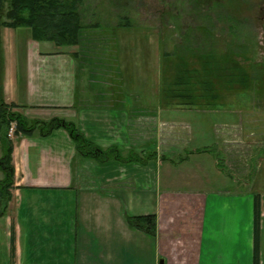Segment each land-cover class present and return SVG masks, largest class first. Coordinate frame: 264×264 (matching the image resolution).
Returning a JSON list of instances; mask_svg holds the SVG:
<instances>
[{"label":"crops","instance_id":"crops-1","mask_svg":"<svg viewBox=\"0 0 264 264\" xmlns=\"http://www.w3.org/2000/svg\"><path fill=\"white\" fill-rule=\"evenodd\" d=\"M6 29L9 33L13 30ZM13 33V46L5 57L4 97L7 103L20 106L18 110L30 120L49 121L56 117L75 120L72 122L87 139L102 148L117 146L123 157L132 150L145 152V148L134 146L133 123L152 117L158 124L156 113L150 112L147 106L152 101L156 110H164L166 104L160 102L158 88L152 90L149 86L134 85L127 73L123 75L127 54H120L121 72L116 81L104 82L98 89L93 82L82 88L79 77L83 72H78L77 65L78 57L79 69L84 70L81 56L75 51L56 53L52 48L45 50L48 46H43L48 42L34 41L29 31L18 35L19 44L24 42L25 47L28 46L25 67L18 72L14 47L16 36ZM111 62L114 64L113 59ZM225 122L212 128L208 135L215 138L213 146H223L230 157L227 162L237 167L235 165L241 162L239 152L248 144L244 142L245 135L233 130L237 124L230 120ZM155 128L157 132L158 125ZM229 133L233 139L231 144L236 145L231 148L225 145ZM253 133L262 134L260 123ZM156 136L158 145H164L160 131ZM12 138L15 184L8 212L1 217L4 218L6 239H10L5 248L9 257L1 264H23L24 252L28 251L33 239L26 237L24 251L25 233L20 221L24 216L28 219L27 224L35 219L38 214L31 204L42 200L41 194L55 199L48 200V203H54L56 207L61 205L60 212L42 214L44 223L54 225L60 217L61 227H64L61 244H51L50 247V250L59 251L54 256L61 262L50 264H160L161 261L164 264H214V261L221 264L219 261H223V255L230 253L233 261L223 264H253L251 233L248 252L240 257L236 252L241 243L239 236L247 230L252 232L257 192L221 189L205 193L202 189H193L184 193L194 197L187 203L181 199L180 192L163 186L157 175V168L168 159L164 150L160 155L156 149L158 159L145 165L117 160L101 164L94 159L79 157L74 142L64 129L49 137L35 134ZM194 151L198 154L205 152L204 149ZM210 161L219 170L220 164ZM243 170L242 166L245 175ZM208 172L212 171L208 169ZM26 208L28 214L24 215ZM146 215L157 216L156 238L133 229L126 220L127 216ZM188 216L195 221L192 229L183 233L177 225H182L180 222ZM211 232L218 234L213 244L208 239ZM33 234L31 231L30 237ZM147 249L150 250L148 254L142 255L141 252ZM33 256V253H27L25 260L29 261Z\"/></svg>","mask_w":264,"mask_h":264},{"label":"rangeland","instance_id":"rangeland-1","mask_svg":"<svg viewBox=\"0 0 264 264\" xmlns=\"http://www.w3.org/2000/svg\"><path fill=\"white\" fill-rule=\"evenodd\" d=\"M236 3L240 6L238 12L234 11L238 10ZM83 4L84 22L93 24L98 21L100 25L96 29H87L86 35L88 38L81 44V48H67L69 51L77 52L81 56L80 60L83 61L84 70L82 71V68L79 69L80 61L77 57L78 72H83L79 77L82 88L93 82L98 89L104 82L116 81L121 72L120 54L123 56L127 54V67L123 75L125 76V73H127V78H131L134 85L149 86L152 90L158 88L160 102H165L163 98L164 81L166 77L172 76L171 73H167L168 62L177 61L174 54L165 56V52H173L175 44L179 41L180 32L179 23L175 16L178 5L174 0H84ZM187 8L188 6L185 7V9ZM163 11L166 13L164 19H162ZM125 16L131 19L132 24L118 27L119 18ZM209 16L210 12H208ZM211 17L213 19L212 25L215 26V34L220 39L218 42H214L216 46H219L218 48L225 49L235 44L232 43L234 37L230 32L231 29L236 32L237 36L241 37L243 45L250 46L251 52L243 55L249 57L251 59L249 62L253 61V65L258 64L259 66L260 79L257 82L258 87L238 89L226 93L224 98L214 101L216 103L214 107L206 110L180 107L169 109L167 106L164 107V110H156L154 108L155 103L150 101L147 108L150 112L156 113L155 118H158V124H156L155 119H151L152 117L134 122V146L145 148V152L159 149L160 155L164 150L163 153L166 154L168 159L157 168V175L161 178L163 186H167L171 191L180 192L183 195L181 199L188 201L187 203L192 202L191 200L194 197L184 193H189L193 189H202L205 193L210 192V190L216 192L221 189H226V191L253 190L257 192L255 198L259 197L261 201L260 262L264 264V0H223L220 9L215 11V14H211ZM229 18L240 20L243 24L241 25L240 21L237 23L227 22L226 20ZM192 27L196 26L192 24ZM211 29L212 26L208 25V30ZM0 30L3 39L4 72L5 57L9 54V50L11 52L13 46L11 32H14L13 34L16 36L14 44L15 58L18 72H20L25 67V53L28 46L26 48L24 42L19 44L18 35L20 33L26 34L27 30H12L10 33L6 28ZM89 32L93 35L96 33V36H92ZM240 32L242 33L241 36ZM182 36H187V34H182ZM212 45L213 43H211ZM237 45H239L238 42ZM208 46H210L209 41ZM43 47H46L45 50L54 49L49 43ZM244 56H239V59L242 61ZM82 57L86 59H82ZM111 59H113L114 64ZM246 63V65H252L247 61ZM150 92L152 91L150 90ZM229 120L238 125L233 130L236 131V134L245 135L244 142L248 144L242 152H239L241 162L239 165H235L237 167L227 162L230 157L223 146H213L215 138L208 135V132L212 131V128L216 125H221ZM241 123L243 126H241ZM259 123L262 134L257 136L253 132L256 133ZM156 125H158L157 132L155 131ZM159 131L161 132V139L164 141V145L161 143L160 146L158 140L156 141V135H159ZM230 133V138L227 139L228 142L225 145L231 148V146L236 145L231 144L233 142H230L232 139ZM165 139L169 140L165 141ZM254 148L257 149L252 150ZM197 149H204L205 152L198 154L194 151ZM210 160L220 164L218 167L220 171L213 167V161L211 164ZM242 166L245 175L242 173ZM208 169L213 173L208 172ZM3 176L0 173V180ZM47 195L41 194L42 200L36 204H31V207L35 206V213L38 214L31 224H27L28 219L25 216L20 221L25 233V235L23 234L25 242L22 243L24 251L26 237L33 239L29 243L28 251L24 252L23 264L61 262L60 258L54 256L59 254V251L50 250L51 244H61L60 237L62 230H64V227H61V218L58 217L54 225H48L44 223L42 215L47 212H60L61 205L56 207V204L48 203V200L55 199ZM27 214L26 208L24 215ZM190 220L189 216L184 218L180 222L182 225H177L178 229L182 230L183 233L190 231L195 221ZM3 222L4 218H0V264L9 257V253L5 248L7 243H10V239H6ZM31 231L34 234L30 237ZM250 233L253 248L254 218L252 232L247 230L239 236L241 243L236 252L237 257L242 256L246 251L248 252V244L251 242ZM173 234L175 233L173 232ZM216 236L218 234L211 232L208 235L209 243L213 244ZM149 251L147 249L141 253L145 255ZM138 252L140 253V251ZM27 253L29 255L34 254L29 261L25 260ZM119 255L122 257L120 253ZM231 257L230 253L229 255H223V259L218 258L223 260L219 261L223 264V262L233 261ZM49 258H51L50 261ZM9 262L12 263V261ZM214 262V264H217L216 261Z\"/></svg>","mask_w":264,"mask_h":264},{"label":"trees","instance_id":"trees-1","mask_svg":"<svg viewBox=\"0 0 264 264\" xmlns=\"http://www.w3.org/2000/svg\"><path fill=\"white\" fill-rule=\"evenodd\" d=\"M83 3L84 0H0V29H26L34 41L50 43L54 52L70 53L72 51L67 48H81V44L88 38L87 29H96L100 25L98 21L93 24L84 22ZM208 18L212 19L211 16ZM228 20L237 23L235 19V21L231 18ZM239 23L243 24L241 21ZM131 24L130 18L126 16L119 18L118 27ZM230 32L234 37L232 43L235 44L220 49L214 43L220 39L215 34V26L212 25V29L208 30L210 43L208 53L193 55V58L182 56L180 63L177 61L168 62L167 73H171L172 76L166 77L163 89L164 103L167 107L208 109L214 107L216 104L214 101L224 98L226 93L258 87L259 66L258 64L253 65V61L249 62L251 59L243 55L251 52L250 46L243 45L241 37L237 36L232 29ZM90 34L96 36V33L95 35ZM211 43H213L212 46ZM3 53V39L0 30V150L2 153L0 173L4 175L0 180V218L8 212L9 203L12 200L11 190L15 184V167L12 159L13 136L32 137L39 134L41 137H49L55 131L64 129L74 142L77 155L82 158L94 159L101 164L117 160L144 165L158 159L155 150L147 152L132 150L127 157H123L117 146L102 148L87 139L78 125L72 121L57 117L49 121L28 119L18 110L21 108L20 106L7 103L5 100ZM73 56L76 57L74 54ZM165 56H172V53H165ZM239 56H244L242 61ZM246 61L252 65H246ZM126 220L133 229L153 238L157 237L156 215L127 216ZM260 221L261 201L259 197H256L253 264H261Z\"/></svg>","mask_w":264,"mask_h":264},{"label":"flooded vegetation","instance_id":"flooded-vegetation-1","mask_svg":"<svg viewBox=\"0 0 264 264\" xmlns=\"http://www.w3.org/2000/svg\"><path fill=\"white\" fill-rule=\"evenodd\" d=\"M174 2L178 5L175 16L180 27L179 41L175 44L173 52L165 53L174 54L177 62L180 63L182 56L193 58V55L208 53V25L212 26L213 23V19L208 18V12H210V16L211 14H215V11L219 10L222 6L223 0H174ZM97 4L100 5L99 3ZM236 5L238 10H233L238 12L240 6L237 3ZM186 6L189 9H185ZM162 13V19H164V14L166 13L164 11ZM162 19L160 20V24ZM226 21L229 20L227 19ZM192 24L196 27H192ZM182 29H184L183 32ZM182 34H187V36H182Z\"/></svg>","mask_w":264,"mask_h":264},{"label":"water","instance_id":"water-1","mask_svg":"<svg viewBox=\"0 0 264 264\" xmlns=\"http://www.w3.org/2000/svg\"><path fill=\"white\" fill-rule=\"evenodd\" d=\"M160 264H164V262L163 261H161V263Z\"/></svg>","mask_w":264,"mask_h":264},{"label":"built area","instance_id":"built-area-1","mask_svg":"<svg viewBox=\"0 0 264 264\" xmlns=\"http://www.w3.org/2000/svg\"><path fill=\"white\" fill-rule=\"evenodd\" d=\"M11 136H12V134H11Z\"/></svg>","mask_w":264,"mask_h":264}]
</instances>
